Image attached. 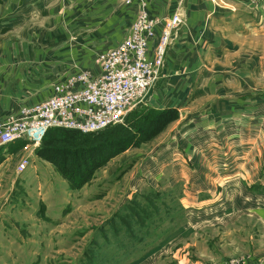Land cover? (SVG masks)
I'll use <instances>...</instances> for the list:
<instances>
[{
  "label": "crops",
  "instance_id": "obj_1",
  "mask_svg": "<svg viewBox=\"0 0 264 264\" xmlns=\"http://www.w3.org/2000/svg\"><path fill=\"white\" fill-rule=\"evenodd\" d=\"M226 1L233 7L211 0H0V114L53 96L54 85L73 74L101 72L104 47L120 45L126 37L119 32L129 33L143 10L160 19L179 11L185 23L166 53L165 81L148 102L178 111L167 130L176 145L182 135L183 153H168L170 182L188 183L181 203L211 207L217 197L206 188L210 180L264 177V0Z\"/></svg>",
  "mask_w": 264,
  "mask_h": 264
},
{
  "label": "rangeland",
  "instance_id": "obj_2",
  "mask_svg": "<svg viewBox=\"0 0 264 264\" xmlns=\"http://www.w3.org/2000/svg\"><path fill=\"white\" fill-rule=\"evenodd\" d=\"M211 1L233 7L226 0ZM142 12L161 21L179 13L160 19ZM136 20L129 33L119 32L121 40L130 36ZM164 24L157 27L155 44ZM161 81L163 72L153 88ZM149 94L123 125L136 130L147 117L168 110L151 105ZM167 129L109 160L76 190L38 152L45 141L58 143L67 131L90 133L58 128L46 132L38 146L21 140L0 146V264H264V177L210 180L206 188L216 192L217 201L211 207L184 202L186 209L181 199L188 183L170 182L168 159L172 148L183 153L182 135L176 145ZM27 156L36 168L30 162L20 172ZM132 214L140 221L128 229L123 222Z\"/></svg>",
  "mask_w": 264,
  "mask_h": 264
},
{
  "label": "built area",
  "instance_id": "obj_3",
  "mask_svg": "<svg viewBox=\"0 0 264 264\" xmlns=\"http://www.w3.org/2000/svg\"><path fill=\"white\" fill-rule=\"evenodd\" d=\"M163 24L160 40L151 54L157 27ZM183 24L180 12L168 21L142 12L130 36L97 59L101 72L89 69L73 74L54 85L53 96L25 104L8 116L0 114V146L20 140L38 146L51 129L95 133L122 125L128 115L146 102L153 85L161 78L174 29ZM30 162L27 156L18 170L25 172Z\"/></svg>",
  "mask_w": 264,
  "mask_h": 264
},
{
  "label": "trees",
  "instance_id": "obj_4",
  "mask_svg": "<svg viewBox=\"0 0 264 264\" xmlns=\"http://www.w3.org/2000/svg\"><path fill=\"white\" fill-rule=\"evenodd\" d=\"M146 119L144 125L139 126L136 130L122 124L87 135H82L78 131H67L60 136L58 143L51 144L45 141L38 153L41 157L43 155L49 157L74 190L81 189L109 160L136 147L141 142L154 139L171 122L178 119V111L172 108L157 111L154 113V117ZM51 130L58 131V129ZM155 195L160 196L161 193L156 192ZM144 201L147 203L146 199ZM132 203L131 201L128 205L130 206ZM140 206L142 205H139V209ZM134 216L132 214L127 222H123L126 223L128 229H133L137 221H140L139 218H136L137 216ZM130 238L132 242L135 241L133 233Z\"/></svg>",
  "mask_w": 264,
  "mask_h": 264
}]
</instances>
